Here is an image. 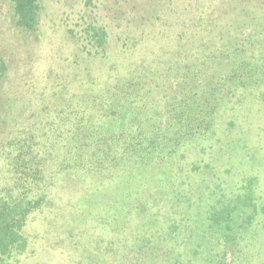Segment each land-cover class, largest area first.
<instances>
[{
    "label": "rangeland",
    "instance_id": "374dc122",
    "mask_svg": "<svg viewBox=\"0 0 264 264\" xmlns=\"http://www.w3.org/2000/svg\"><path fill=\"white\" fill-rule=\"evenodd\" d=\"M40 1L38 27L29 31L0 0V170L7 145L54 119L92 78L101 84L187 47L186 59L204 63L194 80H207L204 107L216 112L187 150L178 182L167 184L180 202L158 207L180 218L170 237L178 248L158 264H264V19L245 23L253 10L264 12V0ZM243 28L248 39L236 40ZM30 219L28 248L12 264H152L150 255L169 250L166 241L142 247L148 241L141 245L135 228L113 233L117 219L83 232L85 222H65L73 233L54 229L49 211ZM137 252L141 259L127 258Z\"/></svg>",
    "mask_w": 264,
    "mask_h": 264
},
{
    "label": "trees",
    "instance_id": "16d2710c",
    "mask_svg": "<svg viewBox=\"0 0 264 264\" xmlns=\"http://www.w3.org/2000/svg\"><path fill=\"white\" fill-rule=\"evenodd\" d=\"M7 1L16 25L35 31L41 1ZM259 12L247 14L245 23L264 19V12ZM243 20L237 28L243 27ZM247 32L243 28L236 40H247ZM201 40L210 47L206 37ZM188 51L181 48L154 65L125 76L118 72L101 84L92 78L88 90L55 108L54 119L41 122L39 128L32 126L7 145L0 170V264H12L27 250L31 215L47 211L53 214L55 222L50 225L56 230L75 232L64 226L69 220L73 227L85 222L83 232L117 219L120 225L113 233L135 228L139 243L148 241L142 247H159L166 241L168 253L150 255L146 261L153 259L152 264L177 250L170 237L180 218L175 212L158 213V207L170 209L179 201L173 200L167 184L178 182L187 150L205 135L202 131H210L216 112L204 107L209 102L202 92L207 80H194L204 63L186 59ZM149 218L155 222L146 227ZM106 240L112 245L115 238ZM130 257L142 258L138 252Z\"/></svg>",
    "mask_w": 264,
    "mask_h": 264
}]
</instances>
